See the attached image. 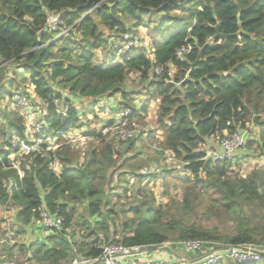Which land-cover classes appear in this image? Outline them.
Segmentation results:
<instances>
[{"label": "trees", "instance_id": "trees-1", "mask_svg": "<svg viewBox=\"0 0 264 264\" xmlns=\"http://www.w3.org/2000/svg\"><path fill=\"white\" fill-rule=\"evenodd\" d=\"M153 13L163 18L151 32L147 54L133 50L116 63H109L115 56L94 62V50L109 45L110 35L134 38ZM50 14L59 15V24L47 32ZM63 25L69 30L54 38ZM101 25L112 34L105 35ZM215 25L232 35L213 38ZM13 65L44 102L50 129L79 126L97 108L105 111L100 101L118 96L108 109L116 114L130 108L133 134L121 140L89 130L84 135L96 144L31 153L16 168L10 139L23 136L24 120L0 99V205L14 207V236H28L19 245L2 246L8 257L29 252L28 260L37 264H63L77 254L98 258L104 244L148 248L184 239H201L211 249L264 247V166L243 173L238 161H210L206 154L236 131L250 138L249 126L256 134L243 147L256 145L264 153V0H0V96ZM133 73L142 91L126 86ZM83 98L93 100L90 109L73 104ZM60 101L68 107L65 116L57 112ZM152 102L154 125L147 118ZM153 146L157 163L170 155L179 168L174 173L164 162L160 169L166 202H158L148 186L160 174L157 168L147 171L151 156L143 158L141 151ZM169 183L179 188L177 196ZM81 203L80 215L75 205ZM40 208L62 223L39 240L32 230L35 224L46 229ZM76 223L84 235L78 242Z\"/></svg>", "mask_w": 264, "mask_h": 264}, {"label": "built area", "instance_id": "built-area-1", "mask_svg": "<svg viewBox=\"0 0 264 264\" xmlns=\"http://www.w3.org/2000/svg\"><path fill=\"white\" fill-rule=\"evenodd\" d=\"M59 22L58 14H50L48 20V27L45 30L52 31L54 26ZM53 25V27H50ZM125 41L134 40L129 36L123 37ZM135 48L129 46L126 49L118 48L117 54L109 63H116L119 57L127 54H132ZM183 49L178 51L181 53ZM32 98L38 99V105L35 104ZM9 105V104H8ZM10 106L16 109L24 120L23 136L14 135L10 139L11 154L9 155L12 165L18 167L19 158L21 159L31 153H37L40 156H46L47 151L56 153L59 147L63 144H69L76 136L75 128L71 127L63 130L50 129L44 121L45 104L34 93L27 90H16L11 93ZM68 107L65 102L57 103V112L62 116L67 113ZM131 112L130 108L119 110L116 114H112L106 120L101 128L98 130L103 135L112 134L113 137L121 140H126L128 136H132L133 131L128 127V114ZM114 116V117H113ZM112 121L109 123L108 121ZM132 126H135L132 125ZM85 132L82 133V136ZM246 131H236L229 136L223 138L219 142L218 149H210L207 151V157L210 161H233L234 153L242 148L249 138ZM127 137H126V136ZM170 156V155H168ZM171 157V156H170ZM58 163L56 160L52 163V168L56 171L54 164ZM10 190V184L8 185ZM40 224L47 230H56L62 223L61 217L50 215L46 209L40 208ZM10 234H13L10 230ZM4 240H0V243ZM181 246L183 250L199 254V257L193 262L196 264H218L224 261H232L238 263H259L264 260V247L256 244H249L242 246V249L224 248L211 249L204 246L201 239H184L178 242H165L161 246ZM140 247L132 246L125 247L116 243L104 244L100 257L92 258L83 255L73 256L67 264H173L165 259L154 257L138 259L136 254L140 253ZM0 264H37L36 262L24 259L22 262H17L13 259L0 260Z\"/></svg>", "mask_w": 264, "mask_h": 264}, {"label": "rangeland", "instance_id": "rangeland-1", "mask_svg": "<svg viewBox=\"0 0 264 264\" xmlns=\"http://www.w3.org/2000/svg\"><path fill=\"white\" fill-rule=\"evenodd\" d=\"M163 14L160 13H153V15L151 16V19L148 21V25L146 26H139L137 29V34L134 37V40H128V38L125 41L122 40H118L116 38V36L114 35H110L111 39L109 40V45L106 46H101L97 49L94 50L95 53V57H94V62L95 63H103V61H108L109 60V56H116L117 54V50L114 48L116 46H121V49H126L129 46H132V48H135L136 52H144L145 54L148 53V51L151 48V39H152V35L151 32H153V30L155 29H160V25H159V19L163 18L162 17ZM161 17V18H160ZM173 22V19L171 20H166L165 23L163 24V26H168L169 24H171ZM59 24V22L54 26V28H57V25ZM97 24H99V22L97 21ZM62 26V25H61ZM50 27H53V25H51ZM54 30V29H53ZM69 30L68 26L63 25V27H61V32H57L54 35V38H58L61 34L67 32ZM100 30L105 34H109L111 32H109L104 26H100ZM47 32H50L47 30ZM112 34V33H111ZM113 45V46H112ZM112 46V47H110ZM115 49V51L112 49ZM7 80L4 82L3 85V90H6V93H4L2 96H0V99L3 100V103H8L9 107L12 108L10 106V95L7 93L9 92L10 94L12 92H15L16 90H27V91H31V85L29 84V80H28V76L27 74L22 70V69H18V67L16 65L10 66L8 69V73H7ZM126 86L129 89H134L136 91L141 90L142 91V85L141 83L137 80V76L136 74H130L128 81L126 83ZM135 98H138V96L136 95ZM31 100H33L35 102V104L38 105V99H34L32 98ZM118 96H115L112 98V100H110L111 102H118ZM81 105L80 107H83L84 109H90L92 104L94 103L93 100L91 99H87V98H83L81 100L75 101L73 102L74 105L76 104ZM110 103L105 102V101H100L99 106L101 105H105V111H103V113H100V111H98V108L95 110L94 114H96V116L88 114L87 117H84L83 119V124H79V126H76L75 128V138L73 140H71L70 142H68L69 146H71V148L73 149H84L88 146L89 143H93L96 144L97 140L85 135L82 136L83 132H87L89 130H95L98 132V130L101 128V126L106 123V120L108 119V117L112 114H114V112H111L108 108L110 107ZM77 104V105H78ZM98 107V105H97ZM117 107H115L116 109ZM157 108V103L156 102H152L150 104V106L148 107V117L149 118V123L153 124V122L150 121V119H152L155 111ZM14 109V108H12ZM16 110V109H15ZM147 122V124L149 125V123ZM135 126H133L134 129ZM250 130V138H253V136L256 134V129L254 128V126H249L248 127ZM148 129L146 128V132L144 133V137L147 136L148 134ZM248 133V132H247ZM246 133V134H247ZM126 136V135H125ZM127 137V136H126ZM115 138V137H113ZM248 138V139H250ZM128 139H131L130 136H128ZM140 144V143H139ZM146 145L149 147V143H146ZM136 149H141L140 146L138 145L136 147ZM151 150L148 152L145 151H141L142 152V157L146 158L151 156V161L149 162V168L147 167V165H145L144 167L147 169V171H152L154 169L157 168V170L159 171V174L156 178H152L148 184V186L153 190V192L156 195V200L158 202H166L167 198L166 196H164L163 194H161V192L163 191V187H164V183H163V175H161L162 173H160V169L164 167V162L166 163L167 166H169L174 173L179 171V168H176V164L173 161V159L167 155L166 158H164V162L161 160L158 161V163L154 160L156 153L153 152V150L155 149V146L150 148ZM24 158V157H23ZM23 158L21 159V157L19 158V161H22ZM241 158V159H238ZM241 160L242 162L240 163ZM234 161H238V164L241 165L242 168V172L245 173L246 171H248L252 166H264V153H262L256 145H252L250 147H242L239 148L235 153H234ZM53 166V165H52ZM55 169L57 170L58 167H60L59 163H55L54 164ZM142 168V170H145V168ZM177 175V174H176ZM147 181V180H145ZM144 181V182H145ZM171 183V182H170ZM169 183V192L172 196H177L179 194V188L177 186L173 187L171 184ZM76 207V211L77 214H85V210H84V204H78L75 205ZM14 211V207L13 205L10 204H6V205H0V240H7L6 242H2L0 243V259H10L6 254H7V248L2 247L4 244H6L7 246L10 245H19L21 241L24 240L23 237L21 236H14V234H10V228L13 229L12 227V214ZM77 226L74 227L73 229V233H74V239L78 242L80 240H82L84 238L83 233L81 232L79 226V223H76ZM38 232L40 234V238L42 236H45L46 234H48L50 231L43 229L42 227H38ZM11 241V242H10ZM9 244V245H8ZM5 245V246H6ZM172 246V245H171ZM170 251V250H169ZM169 251H165V258H172L174 254H171ZM172 253L175 252V254H177L178 256H188V257H192L194 256L192 252H188L186 250H183L181 248V246H177L175 245L174 247H172ZM27 255H23V254H19L16 257H12L13 260L17 261V262H22L24 261V258H26ZM154 258V257H152ZM68 262H65L63 264H67ZM196 264V263H194Z\"/></svg>", "mask_w": 264, "mask_h": 264}, {"label": "crops", "instance_id": "crops-1", "mask_svg": "<svg viewBox=\"0 0 264 264\" xmlns=\"http://www.w3.org/2000/svg\"><path fill=\"white\" fill-rule=\"evenodd\" d=\"M60 170V167H58V169L56 170L57 172ZM36 224L35 226L33 227V230H32V237L33 238H36L38 237V239H42L44 238L45 236H42L40 238V234L38 232V229H36ZM21 237L24 238L23 241L21 242H24L28 236L27 235H21ZM37 239V240H38ZM7 241V240H6ZM5 241V242H6ZM11 242V241H10ZM26 242V241H25ZM172 247L173 246H168V245H164V246H155V247H148V248H145L143 249L140 253L136 254L135 257H137L138 259H145V258H152V257H158V258H162V259H165L173 264H193V262L196 260V258L199 257L198 254H193L194 256L192 257H188V256H178L177 254H175V252L172 253ZM170 250V251H169ZM165 251H169L171 254H174L172 258H165L164 256L166 255L165 254ZM15 257L17 255H19L20 253L19 252H16L14 253ZM23 255H27L26 259H28V257L30 256V253L29 252H26L25 254L22 253ZM2 257V256H1ZM10 259H12V257H9ZM14 259V258H13ZM25 259V258H24ZM0 260H3V258H1ZM7 260V259H6Z\"/></svg>", "mask_w": 264, "mask_h": 264}, {"label": "water", "instance_id": "water-1", "mask_svg": "<svg viewBox=\"0 0 264 264\" xmlns=\"http://www.w3.org/2000/svg\"><path fill=\"white\" fill-rule=\"evenodd\" d=\"M214 29H215V35H214V37L213 38H217V37H222V38H224V37H229V36H231L232 34H224V33H220L219 31H218V25H215L214 26ZM3 64V63H2ZM161 246V245H160ZM145 248H147V247H145ZM145 248H140L139 250H138V252H141L143 249H145ZM226 248H236V249H242L243 247H241V246H229V247H226Z\"/></svg>", "mask_w": 264, "mask_h": 264}]
</instances>
